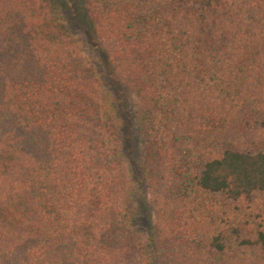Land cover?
Wrapping results in <instances>:
<instances>
[{
  "label": "trees",
  "instance_id": "16d2710c",
  "mask_svg": "<svg viewBox=\"0 0 264 264\" xmlns=\"http://www.w3.org/2000/svg\"><path fill=\"white\" fill-rule=\"evenodd\" d=\"M59 1L0 0V264H264V227L231 237L197 203L264 190V0L77 1L134 95L145 234L123 122Z\"/></svg>",
  "mask_w": 264,
  "mask_h": 264
},
{
  "label": "rangeland",
  "instance_id": "374dc122",
  "mask_svg": "<svg viewBox=\"0 0 264 264\" xmlns=\"http://www.w3.org/2000/svg\"><path fill=\"white\" fill-rule=\"evenodd\" d=\"M77 1L59 2L71 33L78 39L84 52L92 59L101 80H105L102 90L106 97V103L116 110L119 119L123 122L124 153L136 179V189L131 196L132 223L137 230L145 234L153 222L154 209L150 203L152 199L150 185L139 168L142 165L141 140L132 119L134 95L128 88L115 86L107 79L102 62H100L95 46L87 33L88 30L82 22ZM262 140L261 143L264 144V137ZM197 198V203L208 215L207 220H209V216H212L211 226L216 231L229 235L228 233H232L233 227H238L242 234L252 237L255 231L264 227V190L254 191L250 195L238 199H232L223 192H203ZM232 235L229 236L232 237Z\"/></svg>",
  "mask_w": 264,
  "mask_h": 264
}]
</instances>
